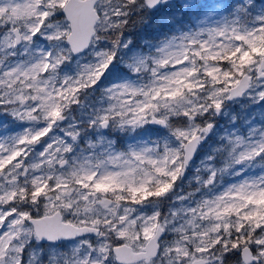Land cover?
<instances>
[{"label": "snow or ice", "instance_id": "6c2138e0", "mask_svg": "<svg viewBox=\"0 0 264 264\" xmlns=\"http://www.w3.org/2000/svg\"><path fill=\"white\" fill-rule=\"evenodd\" d=\"M0 264H264V0H0Z\"/></svg>", "mask_w": 264, "mask_h": 264}]
</instances>
